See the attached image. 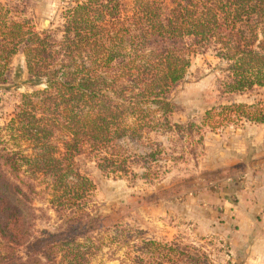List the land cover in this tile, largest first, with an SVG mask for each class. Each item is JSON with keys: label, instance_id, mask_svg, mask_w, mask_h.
Masks as SVG:
<instances>
[{"label": "trees", "instance_id": "16d2710c", "mask_svg": "<svg viewBox=\"0 0 264 264\" xmlns=\"http://www.w3.org/2000/svg\"><path fill=\"white\" fill-rule=\"evenodd\" d=\"M17 9L0 0V83L23 54L30 78L45 88L21 94L0 128V264H91L106 225L78 158L107 175L138 176L123 143L147 139L156 161L163 148H152V135L188 128L170 120L178 109L172 95L199 54L219 60L222 93L263 89L264 0H73L59 40ZM239 120L264 124V103L212 108L204 119L213 128ZM143 166L141 177H159ZM37 198L48 209L36 208ZM49 210L56 231H39ZM128 238L121 244L132 264H214L192 246L152 240L151 261L141 263ZM163 251L174 263L154 262Z\"/></svg>", "mask_w": 264, "mask_h": 264}, {"label": "rangeland", "instance_id": "374dc122", "mask_svg": "<svg viewBox=\"0 0 264 264\" xmlns=\"http://www.w3.org/2000/svg\"><path fill=\"white\" fill-rule=\"evenodd\" d=\"M2 1L16 3L17 10L32 21L38 32L51 31L58 40L62 37L59 32L62 13L73 3V0ZM221 78L219 60L213 52L192 58L186 79L172 95L178 109L170 119L172 124L188 128L184 132L152 135L158 143L152 148H163L156 161L148 157L151 145L147 139L123 143L135 156L131 166L138 176L107 175L88 157L78 158L82 172L95 183L93 201L106 225V244L91 264H132L127 259L130 249L121 244L125 237L137 246L133 257L139 256L141 263L151 261L145 249L146 242L151 240L163 247L173 243L192 246L207 253L214 264L255 263L250 240L238 236L232 188L245 175L256 149L264 146V124L239 120L213 128L204 119L212 108L232 103H264V88L227 95L221 91L218 82ZM44 88L45 84L36 86L30 78L24 55H17L6 80L0 83V128L11 120L21 94ZM144 164L159 177H141L146 171ZM34 206L49 207L41 198L36 199ZM47 216L50 220L38 219L37 229L56 231L57 214L49 210ZM196 251L191 252L200 255ZM166 254V251L157 253L159 260L154 262L174 263L165 258Z\"/></svg>", "mask_w": 264, "mask_h": 264}, {"label": "crops", "instance_id": "0c3cea01", "mask_svg": "<svg viewBox=\"0 0 264 264\" xmlns=\"http://www.w3.org/2000/svg\"><path fill=\"white\" fill-rule=\"evenodd\" d=\"M255 152L245 175L232 188L235 200L233 208L236 211L238 236H247L250 240L254 264H264V146H259Z\"/></svg>", "mask_w": 264, "mask_h": 264}]
</instances>
